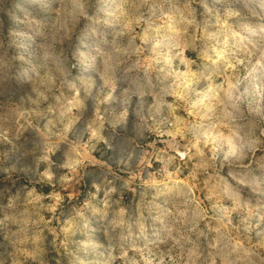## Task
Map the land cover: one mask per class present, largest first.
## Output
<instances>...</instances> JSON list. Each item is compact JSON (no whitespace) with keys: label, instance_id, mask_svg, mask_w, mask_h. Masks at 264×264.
Returning a JSON list of instances; mask_svg holds the SVG:
<instances>
[{"label":"rangeland","instance_id":"374dc122","mask_svg":"<svg viewBox=\"0 0 264 264\" xmlns=\"http://www.w3.org/2000/svg\"><path fill=\"white\" fill-rule=\"evenodd\" d=\"M0 264H264V0H0Z\"/></svg>","mask_w":264,"mask_h":264}]
</instances>
